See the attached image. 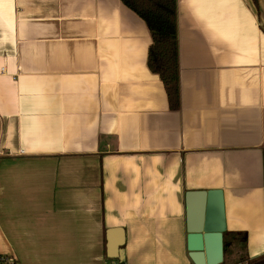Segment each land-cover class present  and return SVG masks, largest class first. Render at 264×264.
<instances>
[{"label": "crops", "instance_id": "0c3cea01", "mask_svg": "<svg viewBox=\"0 0 264 264\" xmlns=\"http://www.w3.org/2000/svg\"><path fill=\"white\" fill-rule=\"evenodd\" d=\"M180 108L121 0H0V256L193 264L188 192L220 190L223 264L264 256V0H177ZM225 235V234H224Z\"/></svg>", "mask_w": 264, "mask_h": 264}, {"label": "trees", "instance_id": "16d2710c", "mask_svg": "<svg viewBox=\"0 0 264 264\" xmlns=\"http://www.w3.org/2000/svg\"><path fill=\"white\" fill-rule=\"evenodd\" d=\"M122 3L144 20L151 32L152 46L148 66L160 76L165 85L171 109L180 108V74L178 62L177 0H121ZM258 8V0H253ZM247 243L245 234L224 235L226 254L232 251V244ZM240 264H264V256L255 260L242 258Z\"/></svg>", "mask_w": 264, "mask_h": 264}, {"label": "water", "instance_id": "95a60500", "mask_svg": "<svg viewBox=\"0 0 264 264\" xmlns=\"http://www.w3.org/2000/svg\"><path fill=\"white\" fill-rule=\"evenodd\" d=\"M187 206V250L193 264H223L224 234L227 231L224 195L220 190L188 192ZM109 231V259L126 264L123 243L112 240Z\"/></svg>", "mask_w": 264, "mask_h": 264}, {"label": "built area", "instance_id": "2783aa9c", "mask_svg": "<svg viewBox=\"0 0 264 264\" xmlns=\"http://www.w3.org/2000/svg\"><path fill=\"white\" fill-rule=\"evenodd\" d=\"M0 264H18V263L17 260L13 257L1 255ZM104 264H122V263L116 259H107Z\"/></svg>", "mask_w": 264, "mask_h": 264}]
</instances>
